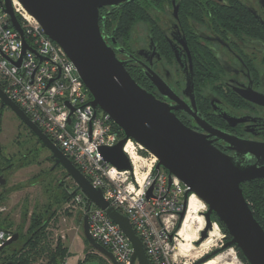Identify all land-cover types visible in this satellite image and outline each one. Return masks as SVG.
I'll return each mask as SVG.
<instances>
[{
    "label": "water",
    "instance_id": "obj_1",
    "mask_svg": "<svg viewBox=\"0 0 264 264\" xmlns=\"http://www.w3.org/2000/svg\"><path fill=\"white\" fill-rule=\"evenodd\" d=\"M17 1L41 25L44 33L63 48L88 89L93 107L107 113L122 130L124 137L117 144L99 148L104 160L119 170H131V162L123 147L129 139L141 144L157 158L156 170L163 168L168 172L170 180L175 176L188 186L178 228L186 215L189 196L194 193L207 206L203 212L206 227L201 232L200 240L208 237V231L214 223L212 214H215L231 237L223 249L237 246L249 264H264V227L255 217L242 187L245 181L264 178V143L243 141L208 125L212 135L229 142L232 148L243 154L237 160L221 152L206 135L187 127L172 107L136 82L125 62L118 58L115 49L105 39L99 24L101 8H117L133 0ZM0 7L10 16L11 25L20 32L24 51L31 49L27 45L13 0H0ZM20 62L21 59L15 63L20 65ZM251 100L264 104L257 97ZM0 105L14 111L51 150V160L55 159V164L67 171L75 181L77 190H81L91 204L106 210L108 216L120 226L133 245L131 264H151L143 242L129 218L109 206L102 189L93 187L82 171L8 96L1 85ZM252 159L255 163L251 162ZM0 184H5L3 175H0ZM152 190L153 186L149 188L148 196ZM83 231L92 247L113 264H119L113 253L90 233L88 214L83 217ZM18 239L19 233H13L0 248V252ZM218 253L219 250H216L195 264H203Z\"/></svg>",
    "mask_w": 264,
    "mask_h": 264
},
{
    "label": "built area",
    "instance_id": "obj_2",
    "mask_svg": "<svg viewBox=\"0 0 264 264\" xmlns=\"http://www.w3.org/2000/svg\"><path fill=\"white\" fill-rule=\"evenodd\" d=\"M13 6L23 19L20 22L31 49L24 51L20 32L0 7V85L93 187L102 189L109 206L129 218L150 263L173 264L177 254L172 252L179 245L178 224L188 186L175 176L170 180L162 168L154 172L157 158L132 139L123 147L131 170H119L104 160L99 148L117 144L124 137L122 130L107 113L93 107L88 89L63 48L44 33L20 3L17 6L13 0ZM151 186L152 194L148 196ZM72 201L89 215L90 233L95 240L110 250L119 264H131L133 245L106 210L91 204L81 190ZM7 211L8 207L0 202V219ZM12 235L11 230L0 227V248Z\"/></svg>",
    "mask_w": 264,
    "mask_h": 264
},
{
    "label": "flooded vegetation",
    "instance_id": "obj_3",
    "mask_svg": "<svg viewBox=\"0 0 264 264\" xmlns=\"http://www.w3.org/2000/svg\"><path fill=\"white\" fill-rule=\"evenodd\" d=\"M133 2L145 4V14L128 29L113 27L110 16ZM129 3L101 8L99 24L136 82L237 160L243 154L212 135L208 125L264 143V104L251 100L264 101V0ZM257 180L264 178L242 186Z\"/></svg>",
    "mask_w": 264,
    "mask_h": 264
},
{
    "label": "rangeland",
    "instance_id": "obj_4",
    "mask_svg": "<svg viewBox=\"0 0 264 264\" xmlns=\"http://www.w3.org/2000/svg\"><path fill=\"white\" fill-rule=\"evenodd\" d=\"M112 26L114 27L113 22ZM0 147L2 150L0 173L5 179V184H0V193H3L0 202L8 207V211L0 220L5 217L4 229L11 231H16L24 225L22 236L0 254V264L14 248L22 245L31 213L37 208L44 209L49 204L52 210H57V215L49 227L51 241L55 244L60 237L68 252L69 249L71 250L69 264H111L105 255L86 240L83 231V209L75 205L72 199L63 204L57 202L62 200V188L58 186L60 182L63 187L73 191L75 181L66 175L67 171L62 166L53 163L51 150L39 142L38 137L7 106L0 108ZM162 170L165 171L163 168ZM206 210L207 206L203 212ZM203 212L201 215L204 216ZM212 221L219 231V237H213L207 242L205 240L208 239V235L201 241L202 230L197 241L193 238L194 247L182 251L183 255H180L181 240L179 239L177 249L172 252L177 254L173 264H195L216 250H219V253L203 264H247L240 258L235 247L223 249L229 239L226 240L225 233L213 218ZM197 224L196 222L192 224L191 233L197 232Z\"/></svg>",
    "mask_w": 264,
    "mask_h": 264
},
{
    "label": "trees",
    "instance_id": "obj_5",
    "mask_svg": "<svg viewBox=\"0 0 264 264\" xmlns=\"http://www.w3.org/2000/svg\"><path fill=\"white\" fill-rule=\"evenodd\" d=\"M147 8L148 7L145 4H136L135 2L125 4L120 8V10L111 15L109 19L113 22L114 27L118 26L119 28L123 27L128 29L136 20H139L142 15L145 14V10ZM18 18L22 22V17L18 15ZM115 126L120 129L117 124H115ZM39 142L41 141L39 140ZM1 158L2 150L0 147V159ZM153 171L156 172L157 170L154 168ZM66 175L70 176L68 173ZM58 186L62 188V200H57L60 204L70 201L74 194L78 192L76 184L75 190L73 191L69 190L68 187H63L61 182ZM242 187L247 200L250 202L255 217L264 227V180H257L250 184H244ZM2 197L3 193H0V200ZM195 200H198V197L195 194H191L188 199V204ZM25 214L27 217L28 213L26 212ZM56 215L57 210H52L51 204L46 206L44 209L37 208L33 211L29 218V225L27 227L26 236L22 245L19 248H14L12 253L8 255L1 264H64L66 261L65 259L69 256L68 249L60 237L57 239L56 243L53 244L49 231L50 224L52 220L55 219ZM212 218L216 222L217 226L225 233L226 240L230 239L231 237L229 236L226 227L218 219V217L213 215ZM4 223L5 217L0 220L1 228H6ZM23 226L24 225H21L16 231L12 232L19 233V237H21ZM13 244L7 247H11ZM233 247L236 248L240 258L249 264L240 249L237 246ZM5 248L0 252V254L5 250Z\"/></svg>",
    "mask_w": 264,
    "mask_h": 264
},
{
    "label": "bare ground",
    "instance_id": "obj_6",
    "mask_svg": "<svg viewBox=\"0 0 264 264\" xmlns=\"http://www.w3.org/2000/svg\"><path fill=\"white\" fill-rule=\"evenodd\" d=\"M14 2L17 6L19 5L17 0H14ZM205 206H206L205 203L201 199H199V197L198 200H195L194 203L188 204L186 215L184 217V220L182 222V225L178 233V236L180 237L181 240L180 255H183L182 251L184 250L188 251L189 249H192L194 247L193 238H195V241H197L199 239L200 232L205 229L206 222L204 216L201 215ZM194 222L198 223L197 224L198 227L196 229L197 232L194 231L195 233L193 234V232L191 233V229H192V224ZM208 235H209L208 239L205 240L207 242H209L213 237H219V231L215 225H212V228L208 231ZM218 259H220V257H218Z\"/></svg>",
    "mask_w": 264,
    "mask_h": 264
},
{
    "label": "crops",
    "instance_id": "obj_7",
    "mask_svg": "<svg viewBox=\"0 0 264 264\" xmlns=\"http://www.w3.org/2000/svg\"><path fill=\"white\" fill-rule=\"evenodd\" d=\"M69 253H71V250L70 249H69ZM68 259H69V256H67V258L65 259L66 260V262H65L66 264H69L68 263Z\"/></svg>",
    "mask_w": 264,
    "mask_h": 264
}]
</instances>
